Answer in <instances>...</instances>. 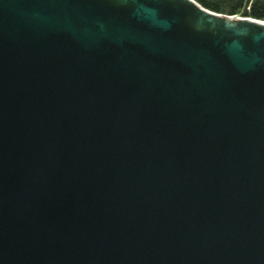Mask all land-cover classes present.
<instances>
[{"label":"water","instance_id":"95a60500","mask_svg":"<svg viewBox=\"0 0 264 264\" xmlns=\"http://www.w3.org/2000/svg\"><path fill=\"white\" fill-rule=\"evenodd\" d=\"M0 264H264V19L0 0Z\"/></svg>","mask_w":264,"mask_h":264},{"label":"trees","instance_id":"16d2710c","mask_svg":"<svg viewBox=\"0 0 264 264\" xmlns=\"http://www.w3.org/2000/svg\"><path fill=\"white\" fill-rule=\"evenodd\" d=\"M206 7L225 13H239L264 19V0H198Z\"/></svg>","mask_w":264,"mask_h":264}]
</instances>
